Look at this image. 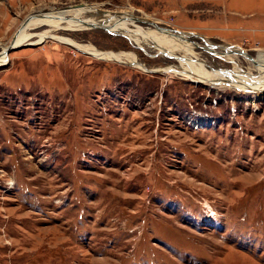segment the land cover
I'll return each instance as SVG.
<instances>
[{
	"label": "rangeland",
	"instance_id": "obj_1",
	"mask_svg": "<svg viewBox=\"0 0 264 264\" xmlns=\"http://www.w3.org/2000/svg\"><path fill=\"white\" fill-rule=\"evenodd\" d=\"M79 4L183 30L198 55L104 21L14 44ZM204 39L256 58L264 0H0V264H264V86L195 76L235 73Z\"/></svg>",
	"mask_w": 264,
	"mask_h": 264
},
{
	"label": "bare ground",
	"instance_id": "obj_2",
	"mask_svg": "<svg viewBox=\"0 0 264 264\" xmlns=\"http://www.w3.org/2000/svg\"><path fill=\"white\" fill-rule=\"evenodd\" d=\"M96 7L97 6L93 7L85 4H79V5L66 7L64 9H59V10L57 9L56 11L45 14L35 13V15H32L29 18V20H27L25 24H23L21 31L15 37L13 42L15 44L17 42L20 43L24 40H28V35H29L28 29L35 28L39 25L40 26L47 25L53 31L61 28L82 29L89 26L88 23L103 24L101 22L104 21L107 24L111 25L112 27L117 28L120 31H123V33H126L138 45L143 46L146 44L147 46L148 41L149 43H151L153 38H155L156 43L158 42L157 48L159 51L168 52L169 54L174 56L178 54L179 51H182L183 54L188 56L192 55L195 57L198 55L197 53H195L196 45L189 42L188 40L187 35H191L190 33H183L180 31H170V30L164 31L162 29H158L155 31H148L138 28H131L130 23H127L126 21L127 19H130V21L134 22L135 18L132 15L129 16L126 13L124 15H120L124 20L119 21L117 19V14L116 15L111 14L107 11L103 12L101 9ZM88 14L90 15L86 16ZM41 34H38L37 36L41 37ZM203 41H204L205 50L206 49L210 50L216 55L223 56L225 59L232 61L234 65L235 73L227 76H223V75L216 76V74L213 75V73L209 74V72L206 71L204 68L202 69L199 68L198 71H195V76L202 77L201 80L204 79L203 80L204 82H207L212 86H216V85L224 86L225 84L227 85L230 84L231 86L236 85L238 87H243L245 89H250V88L259 89L260 85L264 86V52H260L256 58H253L247 53L241 51H238L239 53L236 52L235 48L229 45H225V46L220 44L218 45L209 42L208 39H204ZM70 45L74 46L71 43ZM88 51L90 52L87 53L97 56L99 58L107 59V60L108 59L117 60V61H121V60L117 58L118 56H114V55L116 54L124 55L127 53H131V52H119L115 54H100L92 49ZM6 55L7 54L5 52L1 54L0 65L2 63H5V61L7 60ZM241 55H243V57L249 62L250 68L248 69V71H245L238 63V58H240ZM134 66L144 69V67L141 64H135ZM165 70L175 71L172 69H165ZM177 72L181 73L180 71ZM246 83H248L249 87L246 85Z\"/></svg>",
	"mask_w": 264,
	"mask_h": 264
},
{
	"label": "water",
	"instance_id": "obj_3",
	"mask_svg": "<svg viewBox=\"0 0 264 264\" xmlns=\"http://www.w3.org/2000/svg\"><path fill=\"white\" fill-rule=\"evenodd\" d=\"M27 17V16H26ZM135 19L137 18V17H134ZM137 20H141V21H144V22H149L150 24H152V25H157L153 20H148V19H145V18H141V19H138L137 18ZM97 25H99V24H97ZM92 26H95L94 24H92ZM158 26H160V25H158ZM165 27V26H164ZM170 29H173L174 31H183V30H180V29H176V28H170ZM11 46H7V48L5 49V53L7 54V52H8V50H9V48H10ZM251 56V55H250ZM252 57V56H251ZM152 70H154V69H152Z\"/></svg>",
	"mask_w": 264,
	"mask_h": 264
}]
</instances>
